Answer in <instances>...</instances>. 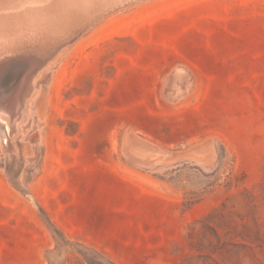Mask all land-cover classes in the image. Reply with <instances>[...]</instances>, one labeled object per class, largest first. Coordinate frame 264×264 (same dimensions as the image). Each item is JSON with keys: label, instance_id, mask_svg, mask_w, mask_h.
I'll list each match as a JSON object with an SVG mask.
<instances>
[{"label": "rangeland", "instance_id": "374dc122", "mask_svg": "<svg viewBox=\"0 0 264 264\" xmlns=\"http://www.w3.org/2000/svg\"><path fill=\"white\" fill-rule=\"evenodd\" d=\"M9 45L0 264H264V0H138L35 72Z\"/></svg>", "mask_w": 264, "mask_h": 264}, {"label": "water", "instance_id": "95a60500", "mask_svg": "<svg viewBox=\"0 0 264 264\" xmlns=\"http://www.w3.org/2000/svg\"><path fill=\"white\" fill-rule=\"evenodd\" d=\"M43 1L0 0V6L11 8H21L24 5H28L29 9H31L34 7L45 8L46 6L53 5L57 7L55 10L59 16L68 15V19L66 18L62 22L59 29L53 27V29L49 30L42 22L41 27L19 32V35L22 37L19 38V42L15 41L14 45L0 41L1 45L10 44L11 46H19L15 50L17 52L10 58V61L23 63L24 61L28 62V57H32L36 61V66L32 72L45 66L60 50L74 42L104 15L138 0H49L48 3ZM2 9L4 8L0 10ZM30 91L26 92L25 98L29 95Z\"/></svg>", "mask_w": 264, "mask_h": 264}, {"label": "bare ground", "instance_id": "6f19581e", "mask_svg": "<svg viewBox=\"0 0 264 264\" xmlns=\"http://www.w3.org/2000/svg\"><path fill=\"white\" fill-rule=\"evenodd\" d=\"M45 1V0H44ZM49 1V0H48ZM29 4V3H28ZM9 9H11V8H9ZM15 9V8H14ZM19 9V8H18ZM39 10H35V7L33 8V11L30 13V12H28V11H30V10H26L25 9V11H27V13H23L22 14V16H23V18H19V20L21 21H23V23H25V24H27L25 27H22V29H21V31H23V30H27V29H35V28H38V27H41L42 26V22H43V25L47 28V29H49V30H51V29H53V27L54 28H61V24H62V22H64L65 21V19L67 18V16L68 15H66V16H59L57 13H56V10L55 9H57V7L56 6H46L45 8H38ZM21 10H24V8L23 9H21ZM19 12H20V10H18ZM3 12H5V11H3ZM22 12V11H21ZM6 13V12H5ZM5 13H3V14H5ZM8 13V12H7ZM1 14V13H0ZM19 14H21V13H19ZM8 15V14H7ZM12 16V15H11ZM17 16V15H16ZM0 17H1V15H0ZM18 17H19V15H18ZM9 18V17H8ZM13 18H15V16H13ZM17 18V17H16ZM2 19L3 18H1V20H0V23H1V21H2ZM18 19V18H17ZM68 19V18H67ZM8 19L6 18V21H7ZM3 22V21H2ZM4 22H5V20H4ZM3 22V23H4ZM2 23V24H3ZM6 24H8L7 22H5ZM4 23V24H5ZM9 23L10 24H12V26L11 27H14L15 25H18L16 22H15V20H11V17H10V20H9ZM24 24V25H25ZM14 25V26H13ZM22 25V24H21ZM3 26H8V25H3ZM60 26V27H59ZM1 27V26H0ZM11 27H9V28H0V39L4 36V35H6L7 33H12L13 34V31L17 28H11ZM15 31H17V30H15ZM21 31H19V32H21ZM27 31H29V30H27ZM13 36V35H12ZM18 37H19V35H18ZM8 38V37H7ZM6 39V38H5ZM5 39H3V40H5ZM22 40V39H21ZM6 41V40H5ZM8 41V40H7ZM10 42V41H9ZM9 42H7V43H9ZM11 42H12V39H11ZM10 42V43H11ZM14 43H15V41H13ZM12 42V43H13ZM18 42V41H17ZM1 45V44H0ZM5 45V44H4ZM14 45V44H13ZM10 46V45H9ZM9 46H5V49L6 48H8L9 49ZM11 47V46H10ZM14 47V46H13ZM0 48H2V46L0 47ZM15 48V47H14ZM18 47H16V49H17ZM3 49V48H2ZM2 49H0V53L2 52L1 50ZM7 49V50H8ZM13 50V49H12ZM9 52H10V50H8ZM3 52H4V49H3ZM9 52H7L8 54H9ZM13 52V51H12ZM15 52V51H14ZM5 53V52H4ZM6 58H8V57H6ZM31 60H33V58L31 59ZM34 61V60H33ZM1 62H3V61H0V63ZM29 62H31V61H29ZM4 63V62H3ZM32 64V63H31ZM30 65V64H29ZM185 68H186V65H185ZM30 69H32V67L30 68ZM30 71V70H29ZM186 72V71H185ZM26 76H28V75H26ZM34 83V82H33ZM24 86V85H23ZM22 85L20 86L19 85V87H23ZM25 90H26V87H25ZM28 90V89H27ZM18 92L20 91V90H17ZM17 92V93H18ZM19 93H21V92H19ZM19 93H18V95H19ZM23 93V92H22ZM20 95H22V94H20ZM25 95V94H24ZM24 95H22L23 97H24ZM17 98V97H16ZM17 100V99H16ZM12 104V103H11ZM10 105V104H9ZM15 106H18V105H15ZM13 107V106H11V107H13V108H16V107ZM19 108V107H18ZM9 110H10V108H9ZM9 110H8V112H9ZM18 111V110H17ZM11 112V111H10ZM12 113V112H11ZM4 114V113H3ZM9 118V117H8ZM4 119V123H5V125H6V127L7 128H5L4 127V130H2V131H0L1 133V137L4 139V140H6L7 139V136L9 135V134H11V136H12V133H11V129H13V127H12V125L8 122V120L6 119V117L5 118H3ZM3 119H0L1 121H3ZM12 120H13V118H12ZM16 121V120H15ZM12 123H13V121H12ZM15 125V124H14ZM14 132V131H13ZM4 142V141H3Z\"/></svg>", "mask_w": 264, "mask_h": 264}]
</instances>
